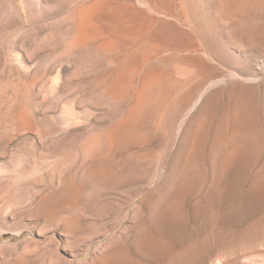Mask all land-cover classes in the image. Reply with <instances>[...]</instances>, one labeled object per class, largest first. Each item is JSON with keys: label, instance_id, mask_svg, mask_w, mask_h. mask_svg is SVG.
<instances>
[{"label": "rangeland", "instance_id": "374dc122", "mask_svg": "<svg viewBox=\"0 0 264 264\" xmlns=\"http://www.w3.org/2000/svg\"><path fill=\"white\" fill-rule=\"evenodd\" d=\"M93 1L0 0V264H264V0H177L222 77L206 110L210 82L182 104L210 67L154 32L72 47ZM117 39L119 62L94 49ZM137 68L163 78L131 118L135 90L107 92Z\"/></svg>", "mask_w": 264, "mask_h": 264}, {"label": "bare ground", "instance_id": "6f19581e", "mask_svg": "<svg viewBox=\"0 0 264 264\" xmlns=\"http://www.w3.org/2000/svg\"><path fill=\"white\" fill-rule=\"evenodd\" d=\"M148 1L151 2L152 0H148ZM169 1L171 2L169 3V6H167L164 3L165 5H160V6L156 5V7L155 6L154 7L160 13H163L169 17L174 16L177 22H173L174 20L172 22H169L162 18H154L155 19V22H154V19H152L154 16L152 17L149 15H146L143 12L144 10L142 11L140 9H134L131 7L123 8L121 6H112L111 0H94L90 5L78 11V17L76 19V22L74 18L73 25H75L76 27V36L74 40L72 41L71 46L75 48H84V49L89 50L90 43H93L97 39H101L102 36L104 35V30H107L109 32H116L119 34L123 33V35H124V32H136L133 38H129L130 40L126 38L124 39V41L125 40L135 41L139 35L142 36L144 33L154 32V35L155 34L158 35L160 40L167 39L170 44L169 47L172 50H176L182 53L181 59L184 63L187 64L186 65L187 68L194 65V66H198L200 69H204L209 66L212 71V73H210L209 76L201 79L192 91L188 92L187 94L185 93L183 95V99H184V102L182 104L183 108L188 105L187 103L193 98L195 92H200V98H199V101H200L203 95V92H204L201 90V88L202 86L205 87V84L207 83L209 84V82L211 85H213V89L211 90L209 95H207L206 99L204 100L202 109L206 110L208 107L214 108L217 104V101L221 93L220 87H216L221 82L220 78L222 77H220V72L218 71L216 66H213V64L209 65L207 63L206 58L201 54L203 47L201 43V35L199 33L200 31H198L197 33L198 35L193 34L192 28L194 27L188 21V17L184 11V8H182L184 5L182 6V4H180L182 7L179 9L180 5L177 0H169ZM169 17L168 19L171 18ZM107 19H111L113 20V22H108L106 21ZM134 21H137V23L136 22L132 23ZM143 21L147 22L146 25L144 26L143 24L141 25V22L143 23ZM156 22H158L159 24L157 25ZM169 23H171L173 27L172 26L166 27V25H168ZM186 26H188V28H186ZM119 40L123 41V39H117V40H113L110 42H103L94 49L100 52H104V53L113 52L112 54L114 58L111 61V63L119 62V58H120L119 55L122 51L121 49H123L124 47L123 45L119 43ZM159 47H161V45L157 44V49H159ZM129 51L131 52V50ZM193 53H196V54H193ZM151 57L152 55L149 53L136 55L131 60H128L126 64L133 65L136 67L140 65L142 66L146 64L148 61H150ZM141 70L139 68L133 69V70L132 69L121 70L119 73V78H118V79H121L120 84L112 88L114 89L112 93L107 92V94H109L111 98H114L118 101H122L126 98L127 92L135 90V101L136 102L132 110L130 109L128 113V116L131 115L130 116L131 118H133L132 116L136 113L135 110L137 111L138 109L145 106V104L151 98V94L160 87V83L162 81L161 79L163 78L162 77L163 73L161 74L160 72H157L156 70H153V69L145 70L142 73V75L140 72ZM184 73L188 74L189 72L186 70ZM137 75H140L141 79H140L139 85L136 88H134V86L131 83V80L134 79ZM126 138L124 137V139ZM118 250L121 253L130 254V250L128 247L121 246Z\"/></svg>", "mask_w": 264, "mask_h": 264}]
</instances>
